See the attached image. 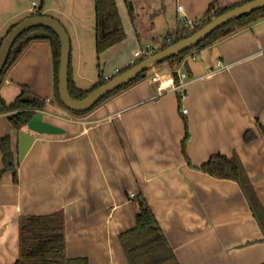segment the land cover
<instances>
[{
	"label": "crops",
	"instance_id": "obj_1",
	"mask_svg": "<svg viewBox=\"0 0 264 264\" xmlns=\"http://www.w3.org/2000/svg\"><path fill=\"white\" fill-rule=\"evenodd\" d=\"M214 1L229 5L245 0H174L168 29L142 33L131 11L130 19L126 16L127 1L117 0L125 38L98 58L93 36L86 47L76 32L73 81L80 88L81 81L92 86L100 76L129 66L139 47H160L157 37L164 41L184 17L200 18ZM25 11L10 14L0 32ZM201 54L176 66L178 73L189 76L182 100L175 91L159 94L172 72L170 66L155 67L87 113L67 117L56 104L49 42L28 47L9 70L0 94L11 103L28 86L47 101L45 118L65 132L35 134L19 160V130L9 113L0 114V138L10 136L18 162L16 178L12 170L3 171L0 149V264L20 257L22 216L57 211L65 218L68 258L131 264L120 234L136 224L139 194L152 208L179 264L264 263V231L242 185L200 169L214 155L237 154L264 205V18L204 47ZM96 57L99 73L93 74ZM155 75L160 80L154 81ZM185 119L190 161L183 150ZM246 131L253 134L251 140H246Z\"/></svg>",
	"mask_w": 264,
	"mask_h": 264
},
{
	"label": "trees",
	"instance_id": "obj_2",
	"mask_svg": "<svg viewBox=\"0 0 264 264\" xmlns=\"http://www.w3.org/2000/svg\"><path fill=\"white\" fill-rule=\"evenodd\" d=\"M127 1V0H126ZM249 0L236 4L222 5L218 1L210 4L208 10L198 19L194 20V25L190 26L186 22L176 29L173 34L166 36V41L158 50L165 48L182 38H186L211 21L213 18L226 12L227 10L245 3ZM96 13V51L98 58L102 52L123 40L126 36L124 31L122 18L117 5V0H94ZM43 11L37 10L28 16L41 15ZM26 16V17H28ZM264 18V7L250 14L244 15L239 19L231 21L212 32L206 39L198 45L185 50L179 55L171 57L164 62L168 63L171 68L173 78L179 82L180 77L177 71L179 65L185 56L191 53L195 48H204L214 42L223 39L243 28H246L254 22ZM20 22V21H19ZM12 23L1 39L0 48L5 36L19 23ZM37 41H48L51 47L54 75H55V96L58 103L66 108L60 98L59 93V64L61 42L57 33L49 27L37 26L23 32L14 42L9 58L0 74V87L5 82L6 76L12 66L20 59L28 47ZM138 60L137 62L143 60ZM136 62V63H137ZM160 63L159 65L163 64ZM133 64L122 68V73ZM116 74V75H117ZM115 75V76H116ZM146 76L145 72L138 75L137 78L122 87L114 90L100 100L94 107L102 103L104 100L119 94L133 84L139 82ZM110 79L100 76L99 80L90 88L83 89L78 87L72 78V65L70 60L69 69V90L74 98H84L90 91L98 86L106 83ZM181 100V99H180ZM47 101L31 93L28 86H22L21 94L11 103H7L0 94V114L9 113V119L12 125L20 130L26 127L28 121L39 110H44ZM92 107L90 110H92ZM88 110V111H90ZM71 111V110H70ZM88 111L75 112L77 115H83ZM185 138L183 141V150L188 161L189 158L185 152L186 144L190 136L188 122L185 119ZM246 140H251L253 134L246 131ZM0 149L3 153L4 168L3 171L12 170L17 178V166L10 136L0 138ZM200 169L220 178H228L238 181L246 192L250 201L251 208L258 218L260 225L264 231V205L255 191L250 180L246 168L242 164L239 156L233 154L231 156L217 154L212 156ZM139 207L136 224L134 227L123 231L120 234L121 241L126 250L127 256L131 264H166L168 262L179 264L177 257L161 228L152 208L142 194L135 197ZM62 211L50 214L40 215H24L20 220V257L13 264H88L87 258L70 259L66 256V238H65V221ZM264 264V263H262Z\"/></svg>",
	"mask_w": 264,
	"mask_h": 264
},
{
	"label": "water",
	"instance_id": "obj_3",
	"mask_svg": "<svg viewBox=\"0 0 264 264\" xmlns=\"http://www.w3.org/2000/svg\"><path fill=\"white\" fill-rule=\"evenodd\" d=\"M264 7V0H249L238 6H235L219 16L213 18L192 35L182 38L179 41L158 50L156 53L144 58L133 64L122 73L117 74L106 83L90 91L84 98H74L69 90V69L71 60V38L66 27L56 18L41 14L28 16L22 19L3 39L0 48V74L7 63L12 46L16 39L25 31L37 27L46 26L54 30L61 42L60 64H59V93L60 98L67 109L75 112H84L94 107L100 100L114 90L131 82L139 74L149 69L155 68L156 65L167 59L181 54L187 49L198 45L206 39L212 32L223 25L239 19L240 17L250 14ZM65 128L48 121L45 118L44 110H39L30 119L26 129H20L18 132V156L22 160L36 140L35 134H59L64 133Z\"/></svg>",
	"mask_w": 264,
	"mask_h": 264
},
{
	"label": "rangeland",
	"instance_id": "obj_4",
	"mask_svg": "<svg viewBox=\"0 0 264 264\" xmlns=\"http://www.w3.org/2000/svg\"><path fill=\"white\" fill-rule=\"evenodd\" d=\"M173 1L174 0H127L128 8L126 16L128 17L129 12L131 11V18L135 22L138 30L142 33L146 32L147 30L150 31L154 29L167 30L168 28L165 26H167V24L171 22L173 6H175ZM131 2L134 3L135 9H133ZM33 3H36V5H34ZM40 9H45V11L43 12L44 14L58 19L66 27L71 38L73 54H75L76 52V32L78 33V37L83 42V45L86 47L90 46V44L92 43V36L93 40L95 41L96 13L94 0H0V25L12 13H16L20 10H26L25 12L17 15L12 21H10V23L19 22L26 15H29L30 13ZM151 13H153L154 16H151ZM128 19H130V16L128 17ZM71 22H74L75 25H73ZM10 23H8V25L0 32V42L2 36L9 28ZM157 38L161 43L160 47H162L163 43L166 40L164 39L163 41L162 39H160V37ZM202 50L203 48H195L191 51L190 54L184 57L183 61L191 60L193 55H195V57L197 55H200ZM95 63V67H93V74H98L99 60L97 59V57ZM164 66H168V63L164 62L161 65H156L155 67L161 69ZM152 71V68L147 70L145 72L146 76L152 74ZM81 82H83L82 84H84L83 89L87 90L94 85L93 84L91 86V83H89L88 81ZM56 102V104L61 107V109L63 110L62 112L66 114L67 117L78 116L76 113L70 111L69 109L62 107L57 100Z\"/></svg>",
	"mask_w": 264,
	"mask_h": 264
},
{
	"label": "built area",
	"instance_id": "obj_5",
	"mask_svg": "<svg viewBox=\"0 0 264 264\" xmlns=\"http://www.w3.org/2000/svg\"><path fill=\"white\" fill-rule=\"evenodd\" d=\"M33 4L36 5V3H33ZM179 9H182L181 5L179 6ZM182 20L190 26L194 25V21H190V20L186 19L185 17ZM159 48L160 47H158L157 45H152V44H147L145 46L139 47L134 52V58L132 59L131 64H135L138 60H140L142 58H146V57L156 53ZM193 58H195L194 55H193ZM218 65L221 66V61H218ZM119 70L120 69H117L113 73L107 74L105 76V78L106 79H112L119 72ZM179 77H180L179 82H176L173 78V75H172V79L169 83L168 82L167 83H165V82L161 83L159 88H158L159 94H163V93H165V91L170 90V91L177 92L181 100L184 99L187 95L186 85H187L189 76L186 72H180ZM152 79L154 81H157V80H160V77L158 75H155L152 77ZM182 112L187 113V108L182 107Z\"/></svg>",
	"mask_w": 264,
	"mask_h": 264
}]
</instances>
